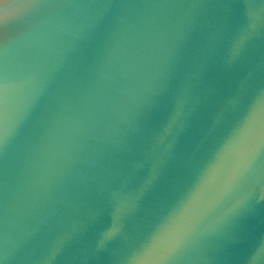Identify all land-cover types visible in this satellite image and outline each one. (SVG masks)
I'll return each mask as SVG.
<instances>
[{"label": "water", "instance_id": "water-1", "mask_svg": "<svg viewBox=\"0 0 264 264\" xmlns=\"http://www.w3.org/2000/svg\"><path fill=\"white\" fill-rule=\"evenodd\" d=\"M5 72L0 264H264V0H0Z\"/></svg>", "mask_w": 264, "mask_h": 264}, {"label": "snow or ice", "instance_id": "snow-or-ice-1", "mask_svg": "<svg viewBox=\"0 0 264 264\" xmlns=\"http://www.w3.org/2000/svg\"><path fill=\"white\" fill-rule=\"evenodd\" d=\"M4 75V81L3 85L0 86V105L3 106V113L0 114V122H2L4 125L7 123L8 113H7V105H8V80L6 72ZM2 139L6 142L7 139V132L6 129L4 130L2 134Z\"/></svg>", "mask_w": 264, "mask_h": 264}]
</instances>
